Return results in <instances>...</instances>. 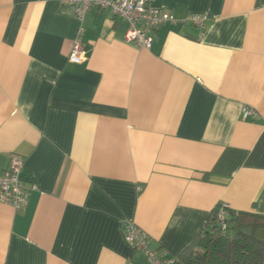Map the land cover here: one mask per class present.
Here are the masks:
<instances>
[{
    "label": "crops",
    "instance_id": "crops-1",
    "mask_svg": "<svg viewBox=\"0 0 264 264\" xmlns=\"http://www.w3.org/2000/svg\"><path fill=\"white\" fill-rule=\"evenodd\" d=\"M156 4L209 19L167 24L146 49L93 9L77 64L63 0H0V168L21 156L27 188L22 209L0 204V264H148L128 221L188 264L222 205L264 240V0Z\"/></svg>",
    "mask_w": 264,
    "mask_h": 264
},
{
    "label": "built area",
    "instance_id": "built-area-1",
    "mask_svg": "<svg viewBox=\"0 0 264 264\" xmlns=\"http://www.w3.org/2000/svg\"><path fill=\"white\" fill-rule=\"evenodd\" d=\"M63 4L71 9L80 22L69 56L70 62L77 64L85 60L83 23L93 9L109 10L115 17L125 21L128 25L125 41L146 49L153 47L154 33L167 24L194 26L204 30L209 19L208 15H191L179 21L158 6L156 0H63ZM242 112L245 119L254 114L253 109L247 106ZM7 158V166L0 168V204L19 210L27 204V188L23 177L25 160L14 153ZM228 211V205H222L216 210L215 222L223 234L228 231ZM125 239L134 251L144 255L148 264H174L175 260L167 252L154 251L151 248L148 236L134 222L125 223Z\"/></svg>",
    "mask_w": 264,
    "mask_h": 264
},
{
    "label": "trees",
    "instance_id": "trees-1",
    "mask_svg": "<svg viewBox=\"0 0 264 264\" xmlns=\"http://www.w3.org/2000/svg\"><path fill=\"white\" fill-rule=\"evenodd\" d=\"M215 216L216 210L181 254L188 264H264V240L251 232L256 217L248 213L234 215L228 221L227 233L223 234Z\"/></svg>",
    "mask_w": 264,
    "mask_h": 264
}]
</instances>
